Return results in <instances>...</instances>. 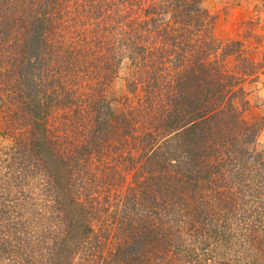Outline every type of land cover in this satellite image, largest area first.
Instances as JSON below:
<instances>
[{"label":"rangeland","instance_id":"rangeland-1","mask_svg":"<svg viewBox=\"0 0 264 264\" xmlns=\"http://www.w3.org/2000/svg\"><path fill=\"white\" fill-rule=\"evenodd\" d=\"M161 1L0 0L1 33L16 36L15 42L7 37L0 43V209L7 211L0 220V264L24 261L29 249L22 247L27 245L23 239L39 232L33 230L36 211L52 232L33 243V264H192L184 250L189 255V249L199 246L181 234L178 242L149 239L154 245L145 244L137 255L125 251L130 228L137 225L133 211L140 210L131 205L132 193L153 181L172 187L174 178L163 180L177 160H163V154L185 150L176 151L173 140H166L169 133L150 148L141 140L151 131L143 120L150 112L157 114L152 109L160 95L166 103L165 94L178 77L184 81L193 75V81L201 79V89L220 86L230 93L247 71L244 94L228 99L236 109L246 101L232 133L256 127L253 143L244 148L264 151V0H197L207 20L205 32L196 31L204 35L206 56L196 53L195 29L201 27L193 28L192 35L182 34L184 11L172 15L174 6L185 0H165L164 12L158 7ZM37 25L38 38L29 44V29ZM141 47L144 52H137ZM175 58L183 60V74L174 66ZM20 65L25 74L18 80ZM192 69L198 71L193 74ZM141 81L157 88L144 89ZM177 89L194 88L180 83ZM121 116L128 126L116 143L110 133ZM79 133L90 143L75 152L80 145L72 137ZM180 160L181 169H188L183 156ZM80 183L89 187V200ZM149 224L162 236L156 223ZM8 226L13 227L10 232L5 231ZM208 254L198 264H220Z\"/></svg>","mask_w":264,"mask_h":264},{"label":"trees","instance_id":"trees-1","mask_svg":"<svg viewBox=\"0 0 264 264\" xmlns=\"http://www.w3.org/2000/svg\"><path fill=\"white\" fill-rule=\"evenodd\" d=\"M158 7L164 12L165 7L168 8V4L163 0ZM180 11H184L179 22L180 29L184 32L182 34L187 32L192 35L191 32L196 26L201 28L195 29V32L199 30L205 32L207 28V20L204 19L205 11L201 9L197 0L178 2L172 11L174 18ZM193 21H196V24H193ZM197 21H200L202 26ZM29 30L32 31L27 40L30 44L32 39L38 38L39 27L37 25V27H31ZM197 32L195 39L198 42L196 53L199 52L200 55L206 56L207 44L201 46L205 39L203 38L204 35L201 36ZM7 37L14 39L15 42V35L6 36L1 33L0 29V43H3ZM171 44H176V42L173 41ZM182 49L183 47H181V51ZM144 50V47H141V50L136 48L137 52H144ZM164 53L163 51L160 56L162 57ZM11 58L12 61H18V59H15V55ZM175 59L174 66L178 65V70H182L181 73L184 72L183 60ZM23 68L24 66L20 65L15 71L18 80L25 74V68ZM192 71L195 74L198 69H192ZM217 74L219 73L217 72ZM209 75L212 76V73H209ZM242 75L247 76V71ZM191 76L193 75H186L187 79L184 81H181L178 77V82L173 85L174 89L170 88L169 94H165L166 103L162 99L164 94L160 95L157 98L156 108H153L154 105L149 107L153 108L152 110L157 114L154 115L150 112L151 115L148 114L143 120V123L147 122L151 129L146 134L145 139L141 137L148 148L152 147L157 138L164 139L163 135L169 133L166 140L169 142L171 139L173 140L176 151H180L182 148L185 150L180 153H168L167 155L165 152L163 154V160H165V157L174 158V162L177 160L175 164L177 166L171 167L173 171L169 173L170 169L163 180L166 182L170 178H174L173 189L170 183L160 185L157 181H153L152 185L142 186L140 193H132L131 205L139 207L140 210L134 209L133 211L132 217H135L133 220L137 222V225L133 226L134 223L129 222V225L134 228H130L132 231H129L130 237L125 251L130 255H137L146 245H154L152 240L149 242V239L155 238L157 241L166 243L170 238H174L178 242L179 238L181 239L185 235L190 239L189 242L199 246L198 248L194 246L189 249V255L184 250L187 261L192 264H198L201 260L205 261L209 256L208 253H213L220 264H264V151L261 154V152H248L244 148L245 145L253 143L257 132L256 127L249 126L238 133V136L232 133L237 122L240 121L239 114L243 111L244 106L242 103L246 101H240L238 109H236L228 100L229 97L235 98L237 95L244 94L241 85L245 77L242 76L240 82L235 84L237 86L236 90L228 93L227 89L220 86L216 91L201 89V86L198 87L201 84V79L197 77L196 80L198 81L195 82L192 80L195 77L191 78ZM141 83L144 84V89L157 88V86H153L154 84L150 85L151 83H148V81H141ZM180 83L192 86L194 89H177ZM18 90V96L22 99L21 89ZM202 93H204V96ZM200 98L202 101H199ZM28 101H31V99ZM36 114L33 113V117ZM165 115L166 118L164 119L162 116ZM127 126V117L121 116L119 124L113 125V132L110 133L114 142L118 143V139H121ZM72 138H74L75 146L80 145L79 148L74 149L75 152L79 149L85 150L86 146L84 145L90 143L80 133ZM75 138H77L76 141ZM169 138L171 139L169 140ZM163 142L165 146L170 145L165 144L164 140ZM238 144H240L239 149L235 150L234 146ZM109 145L114 148L113 142ZM190 146L192 147L188 149L187 147ZM182 156L184 157L182 165L188 169H181L182 167L179 165ZM83 159L85 157L80 158L81 161ZM198 166L199 171H196L195 167L198 168ZM45 169L48 175V167ZM63 170H66V167ZM197 173L201 174L200 177L196 176ZM76 184L79 185L78 182ZM80 186L82 189L84 188L82 183H80ZM86 189L84 188L85 191L82 192L85 194V199L89 200L91 197L88 195L89 193L87 194ZM158 192L162 195H157ZM172 192L174 195L171 194ZM177 200L185 201L177 204ZM167 202L170 203V207L169 205L165 207ZM6 212L0 209V220L4 221L6 219L4 217ZM32 217L34 220L33 230L39 232L33 237L27 235L26 239H23V244L26 243L27 245H22V247L29 249L30 252L24 249L27 252L22 256L25 257L24 261L15 264H33L34 261H30L31 254L29 255V253H33L36 249V242L39 240L36 238H42L45 233L52 232L49 231L50 227L48 225H44L45 221L40 212L36 211ZM149 222L156 223L162 231V236L160 235L161 232L159 235L153 233ZM12 228V226L5 227V231L10 232L9 229L12 230ZM135 229L138 232H134ZM56 233L58 241H60L61 231H56ZM33 243L36 245H33ZM241 250L243 254H240ZM50 256L52 261V255ZM227 259L228 261L223 262Z\"/></svg>","mask_w":264,"mask_h":264}]
</instances>
